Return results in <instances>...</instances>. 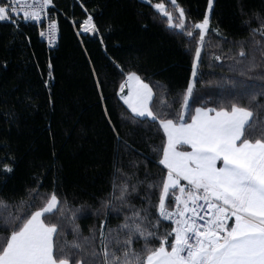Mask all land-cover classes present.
Returning a JSON list of instances; mask_svg holds the SVG:
<instances>
[{
    "label": "snow or ice",
    "instance_id": "1",
    "mask_svg": "<svg viewBox=\"0 0 264 264\" xmlns=\"http://www.w3.org/2000/svg\"><path fill=\"white\" fill-rule=\"evenodd\" d=\"M170 2L175 15L163 2L154 8L166 27L196 39L197 44L192 78L176 118H161V112L170 114L162 110L171 109L172 103L160 82H156L157 96L152 84L130 71L120 89L123 93L130 87L128 95L122 96L131 110L124 119L134 127L147 128L146 120L158 124L166 135L162 148H153L157 155L162 152L154 162L163 166L165 174L159 182L148 183V194L141 197L145 203L137 206L131 197L144 181L129 184L137 173H121L124 180L120 184L113 180L112 191L98 198L100 206L93 214L99 219L111 210L123 215V220L115 228L109 226L108 218L99 220L87 236L76 222L86 205L74 206L66 195L61 198L55 182L51 193L40 192L38 185L27 190V199L5 201L0 197L7 213H0V228L9 233L0 243V264H264V120H257L254 111L264 108V18L253 12L259 26L250 28L247 38L231 39L211 26L214 0H208L207 14L192 22L178 0ZM50 5L53 0H0V21L11 22L14 31H19V21L13 17L40 21ZM83 23L85 31H99L91 14ZM243 23L249 25L250 20ZM56 29L57 21L50 19L47 32L40 34L52 43ZM209 33L238 46L235 55L212 56L215 61L230 60L228 70L234 75L207 82L219 85L224 99L208 97L201 102L203 106L191 107L190 102L196 105L199 100L194 95L197 81L204 84L198 68L202 51L211 42ZM154 100L158 111L153 110ZM5 116L15 119V113ZM112 127L117 139L131 148ZM185 146L188 150H183ZM0 167L6 173L13 171L8 163ZM153 191L158 193L157 203L151 199ZM161 220L174 226L161 232ZM69 227L71 240L65 231Z\"/></svg>",
    "mask_w": 264,
    "mask_h": 264
},
{
    "label": "trees",
    "instance_id": "2",
    "mask_svg": "<svg viewBox=\"0 0 264 264\" xmlns=\"http://www.w3.org/2000/svg\"><path fill=\"white\" fill-rule=\"evenodd\" d=\"M158 2L175 15L170 0H55L59 39L52 48L42 39L37 21L13 17L19 21V31L11 22L0 21V165L13 167L11 173L0 167V197L5 201L27 199V190L38 185L40 192L51 193L55 182L61 198L66 195L72 205H86L76 221L85 236L99 220L108 218L112 228L123 220V215L111 210L99 219L93 214L100 206L98 198L112 191L113 180L117 184L124 180L121 173H137L129 184L144 181L131 202L145 203L141 197L148 194V183L159 182L165 174L163 166L154 162L162 152L157 155L153 148H162L166 135L158 124L146 120L147 128L134 127L124 119L131 110L122 98L121 85L135 71L158 96L156 82H160L172 103L171 109L162 110L170 114L161 112V118L175 119L192 78L197 46L196 39L166 27L154 8ZM178 4L189 22L201 20L208 12V0H178ZM213 9L211 26L231 39L247 38L250 28L259 26L253 12L264 18V0H214ZM89 14L98 32L85 31L83 22ZM245 20L250 24L245 25ZM194 36L198 39V32ZM209 37L198 68L204 84L197 81L194 95L199 100L196 105L190 102L191 107L203 106L208 97L224 99L221 87L207 82L234 75L228 70L230 60L215 61L212 56L235 55L238 46L212 33ZM153 110L158 111L155 100ZM254 111L257 120H264V108ZM6 113H15V119H7ZM112 125L131 148L117 139ZM151 199L157 203L156 191ZM0 213L7 215L2 206ZM49 219L55 222L54 217ZM173 226L161 220L160 231ZM65 231L67 239H73L70 227ZM8 234L0 228V243Z\"/></svg>",
    "mask_w": 264,
    "mask_h": 264
},
{
    "label": "built area",
    "instance_id": "3",
    "mask_svg": "<svg viewBox=\"0 0 264 264\" xmlns=\"http://www.w3.org/2000/svg\"><path fill=\"white\" fill-rule=\"evenodd\" d=\"M79 1V0H77ZM56 6H55V0H53V5H50L48 10H47V15L42 17L40 21H37L40 25H41V29H40V33L41 32H47L48 29V24L50 22V19H55L54 17V10H55ZM22 16V15H21ZM42 39L48 44V46L55 47L58 43V39H59V27L57 24V29L56 32L52 38V43H49V38L47 37V35H41ZM230 222V221H229Z\"/></svg>",
    "mask_w": 264,
    "mask_h": 264
},
{
    "label": "rangeland",
    "instance_id": "4",
    "mask_svg": "<svg viewBox=\"0 0 264 264\" xmlns=\"http://www.w3.org/2000/svg\"><path fill=\"white\" fill-rule=\"evenodd\" d=\"M85 26H87V25H85ZM127 78H128V77H127ZM126 81H127V79H126ZM126 81H125V82H126ZM125 82H124L123 84H125ZM129 91H130V87H125V88H124V91H123V93H122V96L128 95Z\"/></svg>",
    "mask_w": 264,
    "mask_h": 264
},
{
    "label": "crops",
    "instance_id": "5",
    "mask_svg": "<svg viewBox=\"0 0 264 264\" xmlns=\"http://www.w3.org/2000/svg\"><path fill=\"white\" fill-rule=\"evenodd\" d=\"M183 150H188V147H187V146H185V149H183ZM229 223H232V221H230Z\"/></svg>",
    "mask_w": 264,
    "mask_h": 264
}]
</instances>
